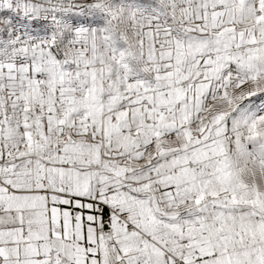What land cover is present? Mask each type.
<instances>
[{"label":"snow or ice","instance_id":"snow-or-ice-1","mask_svg":"<svg viewBox=\"0 0 264 264\" xmlns=\"http://www.w3.org/2000/svg\"><path fill=\"white\" fill-rule=\"evenodd\" d=\"M0 264H264V0H0Z\"/></svg>","mask_w":264,"mask_h":264}]
</instances>
